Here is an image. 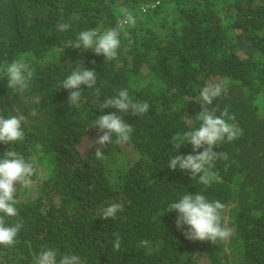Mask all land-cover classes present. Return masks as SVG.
<instances>
[{"label": "trees", "instance_id": "obj_1", "mask_svg": "<svg viewBox=\"0 0 264 264\" xmlns=\"http://www.w3.org/2000/svg\"><path fill=\"white\" fill-rule=\"evenodd\" d=\"M122 7L136 23L121 32L115 60L71 47L81 31L115 27ZM61 23L70 27L58 31ZM13 60L34 75L19 93L0 71V116H25V139L0 143V156L35 157L37 170L31 187L17 186L18 215L6 222L23 227L14 245L0 246V264H35L47 248L82 264H264V0H0V69ZM78 66L95 70L97 83L83 88L77 108L59 86ZM210 81L227 91L209 109L219 115L227 107L242 135L213 149L215 176L205 186L167 164L192 153L188 143L176 151L172 138L186 121L199 127V93ZM121 89L150 108L124 115L133 126L129 141L101 147L98 160L89 124L116 110L93 101ZM88 138L89 151L82 148ZM186 192L223 203L221 223L233 235L215 244L186 239L176 212H166ZM112 203L123 212L100 218Z\"/></svg>", "mask_w": 264, "mask_h": 264}, {"label": "clouds", "instance_id": "obj_2", "mask_svg": "<svg viewBox=\"0 0 264 264\" xmlns=\"http://www.w3.org/2000/svg\"><path fill=\"white\" fill-rule=\"evenodd\" d=\"M120 19L115 27H110L103 32L97 29L81 31L72 48L91 50L95 55H102L105 60H115L121 46V32L126 26H134L136 18L126 7L119 9ZM70 27L67 23L57 25L58 31L67 30ZM7 77V87L16 92L23 93L29 87L34 71L31 70L21 60H13L4 68L0 69ZM97 83V73L93 69L77 67L61 83L59 88L68 91L67 103L77 108L80 107L83 99V88L93 89ZM173 91H175L173 89ZM227 88L223 83L208 82L200 89L199 101L201 110L196 115V120L200 121L199 127H189L183 131L182 135H174L173 143L176 151L188 143L192 146V153L186 155H174L168 160L167 168L170 170L186 171L190 178L199 177V183L209 185L215 174L211 172L214 161L219 153L213 151L223 142H231L242 135V130L230 124L234 116L229 115L226 107L219 115L215 114V109H209L213 100L226 93ZM100 89L96 88L95 97H99ZM97 104V109L103 110L113 108L116 111L101 115L89 124L88 129L95 128L98 138L93 141L99 145L95 149L94 155L98 160L104 159L101 147L112 144H122L129 141L133 126L125 122L123 116L131 113L140 116L149 111L150 105L147 101L134 102L130 98L127 89H121L113 97L106 98L103 102L93 101ZM119 113V114H118ZM35 114V113H33ZM25 121L23 114H16L4 118L0 116V143L12 144L25 139L22 124ZM102 133V134H101ZM115 137V139H113ZM198 149H203L197 152ZM35 157L25 158L19 153L8 150L0 156V246L5 248L12 246L23 227L17 222L9 225L6 218L18 215L15 207L17 200L14 198L17 186L29 188L33 184L32 177L36 173ZM225 205L219 200L209 201L202 193L191 194L186 192L178 202L170 203L166 212H176L175 227L182 231L186 239L191 241H208L215 244L219 241L229 239L234 230L227 226H222V212ZM123 205L112 203L101 210L100 218L117 219L118 213L123 212ZM165 212V213H166ZM113 249L119 251L121 247V237L118 233L113 234ZM149 241L141 240L140 244L147 247ZM35 264H82L81 258L75 254H63L57 259L55 250L43 249L36 256Z\"/></svg>", "mask_w": 264, "mask_h": 264}, {"label": "rangeland", "instance_id": "obj_3", "mask_svg": "<svg viewBox=\"0 0 264 264\" xmlns=\"http://www.w3.org/2000/svg\"><path fill=\"white\" fill-rule=\"evenodd\" d=\"M92 141H93L92 138H91V139L88 138V139L85 141V143L83 144V146H82L83 150H87V151H89V150L91 149V147L93 146Z\"/></svg>", "mask_w": 264, "mask_h": 264}]
</instances>
